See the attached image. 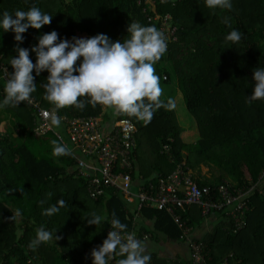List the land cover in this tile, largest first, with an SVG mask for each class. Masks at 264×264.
<instances>
[{
    "label": "trees",
    "instance_id": "1",
    "mask_svg": "<svg viewBox=\"0 0 264 264\" xmlns=\"http://www.w3.org/2000/svg\"><path fill=\"white\" fill-rule=\"evenodd\" d=\"M152 2L0 0V13L36 5L53 15L51 24L23 33L24 40L19 44L13 32L0 30L1 62L12 72L9 63L17 55L16 47L31 49L39 35L53 30L60 38L103 33L114 42L123 41L128 38L129 24L139 22L158 28L156 23L148 22L147 15L170 14L176 40L169 42L160 61L171 64L185 108L193 119L192 130L188 128L184 133L186 129L179 125L175 109L167 107L157 110L148 124L115 110L110 118L100 104H87L83 110L63 108L58 115H102L107 122L130 120L136 127V156L141 165L138 170L142 172V168L146 170L144 166H149L145 175L150 180L166 176L174 168L167 155L160 152L162 144L168 142L171 154L178 161L184 160L190 170L201 164L211 166L212 174L204 179L192 173L200 186L227 182L238 187L252 181L264 188L259 179L264 170V100L250 101L248 96L254 84L253 70L264 68V0H232L231 10L209 9L205 0ZM233 29L242 33L241 41L235 45L226 39ZM30 58L35 63L34 52L30 51ZM156 73L163 81H170L171 73L166 68L157 67ZM1 74L0 70V77ZM33 75L37 90L32 96L43 108L54 110V105L44 98L47 71L39 76L33 71ZM4 84L0 78V100ZM81 99L87 102L86 97ZM2 111L0 126L7 114H12L15 121L11 128H0V264H30V259L39 264H92L91 250L102 244L108 232V222L97 226L86 223V216L92 212L106 221L115 213L127 225L126 231L180 239L181 230L164 209L143 208L140 217L135 218L121 195L111 190L98 200L90 199L86 181L77 176L73 155H53L52 141H61L53 133L42 137L32 133V110L22 102ZM60 200L65 202L63 206ZM52 205L59 211L46 215ZM194 208L198 210L195 218L189 213L184 215L190 225L201 215L200 209ZM18 210L27 221L22 226L15 215ZM140 219L152 220L153 229L147 230ZM40 227L54 232L58 239L29 247ZM231 229L232 223L225 218L204 240L211 249L210 263L216 264L232 253L236 264H264V196L253 194L246 227L237 233ZM151 257V264H167L157 254Z\"/></svg>",
    "mask_w": 264,
    "mask_h": 264
},
{
    "label": "clouds",
    "instance_id": "2",
    "mask_svg": "<svg viewBox=\"0 0 264 264\" xmlns=\"http://www.w3.org/2000/svg\"><path fill=\"white\" fill-rule=\"evenodd\" d=\"M166 2V0H164ZM206 7L212 10H231L232 0H205ZM53 15L43 12L32 5L27 10L14 13H0V30L14 33V40L19 44L24 40L23 33L29 28L41 29L52 22ZM128 38L112 41L106 34L91 37L60 38L53 30L38 36L37 44L31 49L16 47L17 55L11 57L5 67L4 96L0 100V109L16 107L22 102H29L37 90L35 77L47 71V83L44 98L54 105L49 113V127L58 129L62 118L57 114L60 109L75 107L83 110L87 104H97L114 109L117 114H126L148 124L161 107L172 109V100L167 103L161 99L163 89L155 65L168 50L169 39L155 25L131 23L127 27ZM233 45L242 39V33L233 29L226 37ZM30 51L36 55L35 63L30 58ZM79 61V62H78ZM78 62V63H77ZM252 91L250 101L264 100V68L256 67L252 72ZM87 98V102L81 98ZM55 157L70 156L71 149L57 141H52ZM43 203V202H42ZM60 206L65 202L59 201ZM59 211L50 206L45 214L53 215ZM16 217H21L18 210ZM89 225H103L106 218L92 212L86 216ZM111 231H108L102 244L91 250L92 264H112L117 255L122 257L118 264H151V255L146 252L143 240L134 234H127V225L112 213ZM58 239L54 232L40 227L29 247H38Z\"/></svg>",
    "mask_w": 264,
    "mask_h": 264
},
{
    "label": "built area",
    "instance_id": "3",
    "mask_svg": "<svg viewBox=\"0 0 264 264\" xmlns=\"http://www.w3.org/2000/svg\"><path fill=\"white\" fill-rule=\"evenodd\" d=\"M147 2L153 4L152 0ZM147 20L156 23L159 30L168 37L169 42L176 40V27L172 24L170 14L147 15ZM5 67L0 57L2 72L0 78L4 82ZM25 104L33 112L34 136L42 137L53 133L71 149L75 158L77 176L86 181V190L90 199L98 200L111 190L120 194L127 204H134L132 211L135 213V218L140 217L143 208L166 210L181 230L180 240L188 245L190 264H211V249L208 244L193 240L191 236L193 228L188 224L189 219L184 217L190 208L197 207L202 216H207L212 211L223 212L225 218L232 223V233H237L246 227L250 197L255 193L264 196V188H258L252 181L238 187L227 182L215 186L198 185L186 162L178 161L171 154V146L168 142L162 144L160 152L167 155L169 161L174 164L173 170L166 176L145 181L136 193L132 192L137 151L134 123L128 119L107 122L102 115L72 118L60 116L61 126L58 129H51L48 115L53 110L43 108L33 96ZM168 141L172 140L168 139ZM259 179L260 182H264V170ZM107 222L108 231H111V219ZM126 232L134 234L144 243L151 238L148 232L140 234L134 231ZM232 258L231 253L216 264H236ZM120 259L116 256L112 264H118ZM28 262L39 264L31 259Z\"/></svg>",
    "mask_w": 264,
    "mask_h": 264
},
{
    "label": "crops",
    "instance_id": "4",
    "mask_svg": "<svg viewBox=\"0 0 264 264\" xmlns=\"http://www.w3.org/2000/svg\"><path fill=\"white\" fill-rule=\"evenodd\" d=\"M103 108H104V113H107L108 116H111L110 118H113L114 109L106 108L105 106ZM1 112H3L2 109H0V113ZM7 115H8L7 118H5V120L2 122L0 126L2 131H4V129L11 128L13 126V121H15L12 114H7ZM139 165L140 163H138L137 156H136L135 169H134V174L132 178L133 179L132 180V192H135V193L138 191L139 187L145 183V181L150 180V178H148L147 175H145L148 169H150V167L145 164L146 166L144 167L146 168V170L142 168V172H140V170H138ZM191 172L195 176H198V177L200 176L202 179H204L206 177H209L212 174V168L211 166H208L206 164H201L199 165L198 168L194 169L193 171L191 170ZM126 207L132 211L134 208V204L126 203ZM197 212L198 210L192 207L188 210L187 213H189V217L192 216L193 218H195ZM198 219L199 221L197 222L195 221L191 225L193 228L191 236L193 240L202 241L204 243H205L204 240L210 236L211 232L218 226V224L220 222L221 223L225 222V216L223 212H213L209 216L200 215L198 216ZM139 222L147 230L153 229L152 220L140 219ZM18 223L22 226V224L27 223V221H25L23 217H18ZM145 245H146L147 253H149L151 256H153L154 254H157L161 258L165 259L167 264H189L188 245L180 239L170 240L164 234H157L155 236H152L148 241H146Z\"/></svg>",
    "mask_w": 264,
    "mask_h": 264
},
{
    "label": "rangeland",
    "instance_id": "5",
    "mask_svg": "<svg viewBox=\"0 0 264 264\" xmlns=\"http://www.w3.org/2000/svg\"><path fill=\"white\" fill-rule=\"evenodd\" d=\"M157 67H163L166 68L168 71H170V81H163L162 77H160V86L163 89V95L161 99L163 100H172L175 104V113L177 116V121L180 126H182L184 129V133H186L187 129L193 128V119L191 115L187 112L183 100V96L181 92L179 91L177 85H176V76L172 73V67L171 64L167 61H159L155 65V70ZM157 74V73H156ZM180 96V97H178Z\"/></svg>",
    "mask_w": 264,
    "mask_h": 264
}]
</instances>
